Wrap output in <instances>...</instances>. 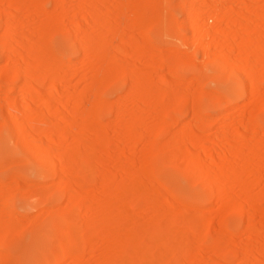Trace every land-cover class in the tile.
<instances>
[{
	"label": "rangeland",
	"instance_id": "374dc122",
	"mask_svg": "<svg viewBox=\"0 0 264 264\" xmlns=\"http://www.w3.org/2000/svg\"><path fill=\"white\" fill-rule=\"evenodd\" d=\"M10 1L0 264H264V0Z\"/></svg>",
	"mask_w": 264,
	"mask_h": 264
},
{
	"label": "bare ground",
	"instance_id": "6f19581e",
	"mask_svg": "<svg viewBox=\"0 0 264 264\" xmlns=\"http://www.w3.org/2000/svg\"><path fill=\"white\" fill-rule=\"evenodd\" d=\"M225 1V0H224ZM226 1H233V0H226ZM234 1H236V0H234ZM239 1H241V0H239ZM16 3H17V0H11L10 1V5L11 6H13V7H16L15 5H16ZM223 14H229V13H231L230 11H224V12H222ZM232 16H233V14H232ZM234 18H235V16H234ZM236 22H238V23H240V21H238L237 20V18L236 19H234ZM93 25H96V24H93ZM214 32L215 33H218V32H220V29L219 28H216L215 30H214ZM238 32V31H237ZM239 32H241V31H239ZM238 32V33H239ZM238 33H236V34H234V38L236 39L237 37V39H239V36H241L240 37V42L241 41H243V43H245V39H246V37L245 38H243L244 37V34H243V32H241L240 34H238ZM242 38H243V40H242ZM221 42L222 43H224L225 42V40H221ZM239 43V42H238ZM242 42L240 43V44H243ZM235 44V43H234ZM244 45V44H243ZM236 47H237V44L235 45ZM262 63H260V68H264V64L263 65H261ZM262 66V67H261ZM59 83V80H58V78L57 77H51V79H50V81H49V85H48V89L50 90V89H52V88H54V87H56V85ZM69 118H71V117H68L67 119H69ZM69 120H71V119H69ZM56 122V121H55ZM73 122V121H72ZM71 123V122H70ZM85 123V122H84ZM87 125V124H86ZM89 126V125H88ZM83 127H84V125H83ZM81 138V140L83 141V138L82 137H80ZM46 139V138H45ZM45 139H44V143L46 144V141H45ZM62 139V138H61ZM47 141H48V138L46 139ZM60 140V139H59ZM58 141V140H57ZM63 141V140H62ZM65 142V141H64ZM63 143V142H62ZM69 161V160H68ZM95 198V197H94Z\"/></svg>",
	"mask_w": 264,
	"mask_h": 264
}]
</instances>
